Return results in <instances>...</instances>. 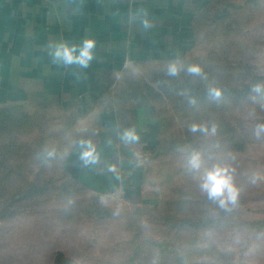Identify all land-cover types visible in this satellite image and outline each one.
I'll return each instance as SVG.
<instances>
[{"label": "rangeland", "instance_id": "1", "mask_svg": "<svg viewBox=\"0 0 264 264\" xmlns=\"http://www.w3.org/2000/svg\"><path fill=\"white\" fill-rule=\"evenodd\" d=\"M195 31V45L180 61L198 64L207 84L239 86L264 76V0H211ZM165 66L128 71L118 87L166 112L165 131L146 162V202L109 196L103 203L65 174L74 135L57 111L10 113L14 125L0 126V264H264V139L254 135L264 121V96L205 101L204 123L215 124L216 133H191L188 125L202 118H179L167 93L200 77H169ZM177 146L235 168L237 205L224 211L209 201ZM43 147L58 151L47 166L37 158Z\"/></svg>", "mask_w": 264, "mask_h": 264}, {"label": "crops", "instance_id": "2", "mask_svg": "<svg viewBox=\"0 0 264 264\" xmlns=\"http://www.w3.org/2000/svg\"><path fill=\"white\" fill-rule=\"evenodd\" d=\"M210 1L0 0V109L57 111L72 125L62 166L73 182L102 202L118 187L128 205L150 200L146 162L165 131L166 112L151 101L123 99L120 79L128 71L188 57L198 14ZM89 36L97 48L87 70L51 62L49 42L79 43ZM131 126L141 140L125 147L118 133ZM83 137L101 153L96 166L84 168L77 158L73 142ZM133 153L143 160L139 166ZM108 164L116 166L115 173L107 171Z\"/></svg>", "mask_w": 264, "mask_h": 264}, {"label": "clouds", "instance_id": "3", "mask_svg": "<svg viewBox=\"0 0 264 264\" xmlns=\"http://www.w3.org/2000/svg\"><path fill=\"white\" fill-rule=\"evenodd\" d=\"M151 25L145 21L143 27L149 28ZM97 41L93 37H85L79 43H72L67 40H59L49 42L46 46L48 56L51 62L57 66L64 68H74L77 71L83 72L87 70L96 57ZM181 72H186L188 75L207 79L203 69L198 64L185 65L179 59L169 61L165 66V73L169 77H176ZM250 91L258 96H264V82H257L251 86ZM223 90L216 86L207 87V96L211 100H219ZM255 99V96L253 97ZM189 103L194 104L195 100H190ZM264 108V104L261 105ZM188 130L191 133H201L203 135L215 134L217 126L212 124L211 127L207 123L193 122L188 125ZM254 135L257 140L264 139V121L257 122L254 128ZM118 140L125 147L137 145L140 143L141 137L135 126L122 129L118 133ZM109 145L111 140L108 141ZM73 147L76 149L77 158L84 168L96 166L100 163L101 153L97 145L91 138L83 137L73 142ZM185 158L187 171L191 174H200L199 188L206 198L215 203L220 209L230 211V206L237 205L241 193L240 187L236 184L234 174L235 168L231 167L225 161H214L208 163L204 155L197 149L177 146L175 149ZM137 157L138 164L143 163L142 158L138 154L133 153ZM37 158L42 165H50L58 158V151L55 147H43L37 154ZM64 157L61 156L60 159ZM107 171L115 173L116 166L108 164ZM255 182V177H253ZM117 209L114 214H118Z\"/></svg>", "mask_w": 264, "mask_h": 264}, {"label": "trees", "instance_id": "4", "mask_svg": "<svg viewBox=\"0 0 264 264\" xmlns=\"http://www.w3.org/2000/svg\"><path fill=\"white\" fill-rule=\"evenodd\" d=\"M189 80L179 85L177 89L173 91H169L168 93L166 92V93L170 96H174L175 98L174 106H177L178 107L177 110L179 112H182L180 116H178L179 118H185V119H198V118L201 119L202 118L203 123H204L205 118L210 117V116H207L206 113H204L206 108H205V105H203V103L205 101L206 102L214 101V100H211L207 96L208 86H216V87L221 88L223 90L222 94H232V95L234 94V95H239V96H242V95L247 96L252 93L250 91V88L252 85H254L257 82H264V76H253L247 82L240 84L239 86H230V85H222V84L214 85L210 83L207 84L201 77L199 79H192L190 81ZM174 92H178L179 94L173 95ZM119 93H120V96L126 100H134L139 103H144L147 100L144 95H138L139 94L138 92H133L132 94L129 95L124 92V89H122ZM190 100H195V103L194 104L189 103ZM211 105L213 106V104ZM206 110L209 111L208 109ZM12 111L16 112L17 115L24 117L23 114L25 113L23 112L22 108L18 105L1 108L0 109V119L3 118L6 120H3L4 122L0 126L6 127L7 125H12V126L14 125L15 118H14V121L11 120L12 118H10V113ZM184 111H188V114H183Z\"/></svg>", "mask_w": 264, "mask_h": 264}, {"label": "built area", "instance_id": "5", "mask_svg": "<svg viewBox=\"0 0 264 264\" xmlns=\"http://www.w3.org/2000/svg\"><path fill=\"white\" fill-rule=\"evenodd\" d=\"M110 197L117 199V200H124V190L122 187H118L116 190L112 191L109 194Z\"/></svg>", "mask_w": 264, "mask_h": 264}]
</instances>
